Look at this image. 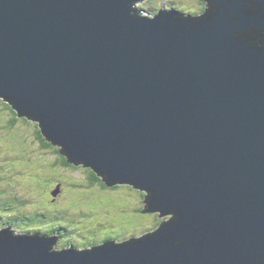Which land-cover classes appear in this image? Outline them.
Returning a JSON list of instances; mask_svg holds the SVG:
<instances>
[{"label":"water","instance_id":"water-1","mask_svg":"<svg viewBox=\"0 0 264 264\" xmlns=\"http://www.w3.org/2000/svg\"><path fill=\"white\" fill-rule=\"evenodd\" d=\"M144 1L0 0V97L170 216L86 250L3 229L0 264H264V0Z\"/></svg>","mask_w":264,"mask_h":264},{"label":"rangeland","instance_id":"rangeland-1","mask_svg":"<svg viewBox=\"0 0 264 264\" xmlns=\"http://www.w3.org/2000/svg\"><path fill=\"white\" fill-rule=\"evenodd\" d=\"M138 7L143 8L149 16L167 8L195 15L200 14L203 9L198 0H146L138 4ZM0 103V183L3 184L0 185V190L2 193L5 191L6 197H12L11 194H14L16 197L22 196L23 199L30 200L31 189L41 192L48 189L40 199L47 196L48 204L57 203L62 208L52 211L51 223H44L45 226L36 228L29 226L33 233L42 234L45 230L63 227L70 232L64 240L70 243L73 241V244L80 249H88L99 246L107 240L123 242L133 237H141L157 226L158 217L144 213L139 215L144 203L140 191L130 189L128 186L114 189L107 187L105 183L106 187L101 183L89 187L88 169L77 166L75 170L54 165L53 162L57 157L54 152L39 148L35 122L20 121L15 127H8L6 123L9 115L1 109L3 106L7 109L10 105L1 99ZM81 197L89 199L88 202L84 199L85 209L69 213V208H78L83 204ZM51 199L52 203H50ZM4 212L1 221L3 218L7 221L14 216V212L9 210L8 213ZM23 212L30 214L32 211L27 209ZM5 221L0 225V231L4 229L2 227ZM61 224L73 227L68 229ZM24 234H27V229L18 228L14 235L27 236ZM42 235L51 236L46 233ZM55 249L62 251L68 248L60 246Z\"/></svg>","mask_w":264,"mask_h":264},{"label":"trees","instance_id":"trees-1","mask_svg":"<svg viewBox=\"0 0 264 264\" xmlns=\"http://www.w3.org/2000/svg\"><path fill=\"white\" fill-rule=\"evenodd\" d=\"M198 1H199V5L202 6V8H203L205 5L204 0H198ZM176 11L180 12V10H178V9H176ZM0 105H1V103H0ZM7 109H5V107L3 106L1 111L6 112L9 115V119L6 123L8 127L13 128V127H15V125L20 123V121H22L23 123L30 122V120H28L27 118L18 117V114L13 109L12 105L8 106ZM30 123H32V122H30ZM35 125L37 128L35 133L37 136L39 148H42L44 151L52 150L54 152V155L57 156L55 161L53 162L54 165H59V166H62L64 168H68V169L72 168V169L76 170L77 166L72 164V163H69L68 159L61 154V148L54 146L52 143L48 142L43 137L38 123H35ZM32 151H34V150L32 149ZM87 172H88L87 179H89V181H87V183H88L89 187H91L92 185L96 186L97 183H101L104 187H106L104 185L103 179L98 177L91 169H88ZM22 182H23V180H22ZM0 185L2 186L3 184L0 183ZM122 187H124V186H121V185L115 186L114 189H118V188H122ZM125 187H127V186H125ZM128 188L131 189V187H128ZM47 191H48V189L44 190L43 192L31 189L32 194H31L30 200H25V199H23L22 196L16 197L14 194H11L12 197H10V196L6 197L4 195L5 191H3V193H2V190H0V225L3 224L5 221V218H3V221H1L2 217H3L2 215H3V213H5L4 211L7 212L9 210L10 212H14V216L11 219H8L7 221H5V224L3 225L4 227H2V228L12 229V230H14V232L15 231L17 232L18 228H25V229H27V233H33L34 231L29 229V226L36 228V227H40V226H45L46 224H44V223H50V220H52V217H50V214L52 213V211H55L56 209L62 210V208H60V206L57 205V203H52V199L50 200V203H52V204H48V202L46 201L47 196L44 199H40V196L45 194ZM146 195H147L146 193H144V192L142 193V196H144V199L146 198ZM84 199H87V197H85V198L81 197L83 204L80 205V207L69 208L70 211H68V212L72 213L71 211L76 212V210L81 209L83 207V205H85ZM88 201H89V199L86 200V202H88ZM27 209H31L32 212L30 214L24 213L23 211H26ZM143 209H144V206H143ZM18 214H20V215H18ZM142 214H143V211L142 212L140 211L139 215H142ZM149 215H151L153 217L156 216L159 218L158 214H149ZM163 220H164L163 218H161V219L159 218L158 223H161ZM13 228H16V229H13Z\"/></svg>","mask_w":264,"mask_h":264},{"label":"clouds","instance_id":"clouds-1","mask_svg":"<svg viewBox=\"0 0 264 264\" xmlns=\"http://www.w3.org/2000/svg\"><path fill=\"white\" fill-rule=\"evenodd\" d=\"M160 10H166V9H160ZM171 10H176V9H171ZM180 13H182V12H180ZM150 16H151V15H150ZM0 181H1V178H0ZM121 186H127V185H121ZM128 187H130V186H128ZM131 188H132V187H131ZM133 189H134V188H133ZM138 191H139V190H138ZM140 192L143 193L142 191H140ZM143 198H144V196H143ZM144 201H145V199H144ZM143 206H144V204H143ZM143 210H144V209H143ZM143 210H142V211H143ZM142 211H141V212H142ZM144 214H146V215H149V214H158L159 218H160V219L162 218V217H160V214H159V213H144ZM168 218H169V217H166V219H165V218L163 217V219H164L163 221L167 220ZM163 221H162V222H163ZM162 222H161V223H162ZM161 223H158V224H157V227H158ZM61 225L67 226L68 229H71L70 227H73V226L66 225V224H61ZM157 227H156V228H157ZM63 229H64V228H63ZM2 230H3V229H2ZM10 230H12V229H10ZM153 230H155V229H152L150 232H152ZM12 231L14 232V230H12ZM47 231H48V230H45L43 233H46V234H47ZM63 232H64V233H67L68 231H66V230L64 229ZM150 232H147V233H150ZM43 233H42V234H43ZM147 233H144V234H142L141 236H143V235H145V234H147ZM14 234H15V232H14ZM27 234H31V233H27ZM133 238H138V237H133ZM139 238H140V237H139ZM130 239H131V238H130ZM128 240H129V239H128ZM57 241L59 242L58 239H57ZM107 241H111V240H107ZM107 241H105V242H107ZM65 242H68V241L64 240V241L61 243V244H63V247H66V246L64 245ZM105 242H104V243H105ZM68 243H70V242H68ZM104 243H102V244H104ZM118 243H121V242H118ZM72 244H73V241H72ZM102 244H101V245H102ZM101 245H99V246H101ZM60 246H62V245H59V243H57V247H60ZM69 247H70V248H71V247H74V248L77 249V250H86V249H80V248H78V247H77L76 245H74V244H73V245H70ZM69 247H67V248L69 249ZM96 247H97V246H96ZM93 248H94V247H93ZM88 249H92V248H88Z\"/></svg>","mask_w":264,"mask_h":264},{"label":"flooded vegetation","instance_id":"flooded-vegetation-1","mask_svg":"<svg viewBox=\"0 0 264 264\" xmlns=\"http://www.w3.org/2000/svg\"><path fill=\"white\" fill-rule=\"evenodd\" d=\"M98 184H100V183H98ZM92 186H94V185H92ZM91 186V187H92ZM85 209V205H83V207L80 209V210H84ZM156 227L157 226H155V228L154 229H156ZM63 227H58V228H56V229H53V228H51L50 230H48L47 231V234H49V235H54L55 237L54 238H56V240L58 239L59 240V245H62L63 246V244H61L63 241H64V238H65V236H67L68 234H70V232H67V233H64L63 232ZM59 235V236H58ZM53 237V236H52ZM125 241H128V240H125ZM124 242V241H123ZM65 246H66V248L67 247H69L70 245H73L72 243H68V242H65V244H64ZM70 248V247H69Z\"/></svg>","mask_w":264,"mask_h":264},{"label":"bare ground","instance_id":"bare-ground-1","mask_svg":"<svg viewBox=\"0 0 264 264\" xmlns=\"http://www.w3.org/2000/svg\"><path fill=\"white\" fill-rule=\"evenodd\" d=\"M0 99L3 100L4 102H7V101H5V100H4L3 98H1V97H0ZM7 103H8V102H7ZM8 104L11 105L10 103H8ZM52 238H53L54 240H56V238H54V237H52ZM124 242H126V241H124ZM69 249H70V248H69Z\"/></svg>","mask_w":264,"mask_h":264}]
</instances>
